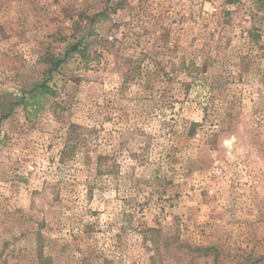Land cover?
Listing matches in <instances>:
<instances>
[{
  "label": "rangeland",
  "instance_id": "374dc122",
  "mask_svg": "<svg viewBox=\"0 0 264 264\" xmlns=\"http://www.w3.org/2000/svg\"><path fill=\"white\" fill-rule=\"evenodd\" d=\"M0 264H264V0H0Z\"/></svg>",
  "mask_w": 264,
  "mask_h": 264
}]
</instances>
